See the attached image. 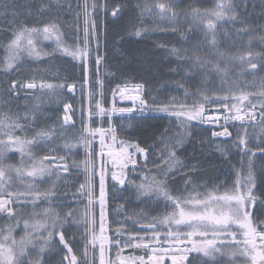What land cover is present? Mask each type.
<instances>
[{
  "label": "trees",
  "instance_id": "16d2710c",
  "mask_svg": "<svg viewBox=\"0 0 264 264\" xmlns=\"http://www.w3.org/2000/svg\"><path fill=\"white\" fill-rule=\"evenodd\" d=\"M26 1L24 0V3ZM158 2L171 5L176 13L175 18H172L171 11L162 18L160 10L155 8ZM5 3L9 7L7 10L0 9V43L6 45L12 38V30L21 24L28 27H42L45 23L55 21L59 26L64 45L83 47L80 18L75 19L73 16V13L80 12L79 0H59V3L57 0H30V3L26 5L20 4L19 0H5ZM41 3L50 5L49 9L42 13L38 11ZM93 3L99 5L94 12L91 8ZM105 3L108 5L107 10L103 7ZM217 3L218 0H89L88 2L89 25L95 22L94 39L91 38L89 42L87 75L89 82L94 84L95 81L100 80L103 85L100 92L105 106H108L112 90L126 84H142L144 86L142 97L148 104L146 113L123 114L113 119L118 139L139 144L140 147L147 149V153L146 157L141 154L135 168L127 169L126 182L121 188L111 182L108 183V231L112 238L116 235L117 229L122 233L121 241L126 236L151 235L147 224L153 217H163L171 211V207H165L166 201L163 198L142 193L137 185L142 182L141 178L144 175L151 177L157 174V165L161 164V152L167 146L176 143L177 138L182 139V145L177 147V156L186 167L181 169L180 174L169 178V185L173 194L195 195L192 188L196 186H199L198 190L203 193L210 191L217 183L225 179L229 181V184L234 183L235 173L241 168L246 179L249 157L242 155L241 149L236 146L239 138L246 133L249 153H255L254 184L250 185L254 203H250L252 209V215H250L253 220L264 218V153L261 151L264 149V132H262L264 116L261 114L262 100L259 96L264 87V74H260L262 70L258 64L256 70L249 69L253 71L252 74L257 75L255 81L240 80L231 76L227 81V74L224 77L215 68L216 47L220 40L224 41V37L230 38L228 42L224 41L225 45L236 40L240 42L254 40L264 35V0H231L240 14V19L235 22L229 20L228 16L222 20L212 17L216 26V45L213 46L210 42L211 31L207 28V18L195 17L193 10L204 13L206 10L214 9ZM145 4L152 6L150 12L144 10ZM80 5H82L81 1ZM28 6L32 12L36 11L35 15L25 14ZM116 6H120V13L113 16L112 10ZM241 21H246L251 30L238 33L242 27ZM229 22H232L234 30L227 27ZM174 28L176 31H173ZM137 29L140 30L139 36L135 34ZM70 31L74 33L72 36L75 42L69 39ZM221 32L223 36H219ZM94 41L97 46L93 43ZM34 42L40 55L37 59L31 57L27 60L23 59L25 55L21 56L19 62L7 71V84L13 83V77L9 74L23 69V64L27 63H32L30 65L37 74L34 78L37 82L81 84L86 80L84 63L65 55L57 46L55 37L48 42L43 38L36 39ZM173 48L178 49L181 56H184L187 50V56L191 59H178L171 52ZM254 52L261 62L262 51L254 48ZM1 56L4 57L3 48L0 58ZM197 56L206 61L204 67L199 64L193 67V61ZM94 57H102V62L96 65ZM3 70L5 71L4 67ZM204 71L209 72V75H204ZM245 72L247 75V71ZM215 75L226 81L215 85ZM219 86H223V93L218 94L212 90ZM55 91L59 95L60 104L55 110L47 108L48 113L53 114L55 122L54 125L52 123L53 127L49 125L48 120L38 116L35 126H29L27 135L31 137L40 128L53 129L51 139L31 146V150L41 158L51 155L64 157L71 173L62 174L59 171L58 177L61 183L55 185L54 198L50 201H39L37 205L42 210L51 206L55 213H59L61 220L71 210L73 216L63 225L66 239L73 253L77 255L79 264L81 262L87 264L85 245L89 233L93 228L96 230L98 226V212L96 207L89 204L83 197L77 196L76 193L79 181L85 169L87 170L84 164V151L88 147V139L81 140V137H85V133L82 125L77 123L79 120H74L72 123L61 121L62 106L70 102L69 106L71 109L74 108L75 105L72 102L74 98L65 91L56 90V88ZM241 92L248 93V100L234 101L233 93L239 95ZM17 95H21V91ZM205 95L212 97L214 101L217 97L222 99L227 95L230 108L235 103L237 107L244 105L245 108L253 109L256 113L255 121L232 124L228 129L233 131V134L228 140H223L215 138L214 129L203 126L200 121L206 114L212 113L215 102L205 104L202 118L193 120H188L186 116L178 118L169 111L159 110L161 106L169 105L173 99L177 103L171 105V109L178 110L180 105H184L186 110L191 109L193 105L201 103ZM220 104L223 106L222 102ZM223 109L225 114L233 113V110L229 113L225 108ZM4 113L11 116L15 114L13 117L18 116L17 108L10 103ZM106 124L105 119L102 126ZM91 127H98V125ZM23 135L25 136V133ZM220 149L227 153V158L221 155ZM192 166H195V171H192ZM76 171L81 174L78 173L79 175L76 176ZM184 174L190 175L194 180V184L189 185L187 191H185ZM159 178L163 179V176ZM13 185L11 191H20L15 184ZM205 185L207 187H204ZM51 187H53L52 184L47 190ZM1 219L5 221L6 217L0 215ZM260 221L263 225L254 224L262 228L264 220ZM158 231L167 232V228L162 229L158 226ZM128 253L146 256L145 252L132 248L115 255L114 247L112 249L115 260L122 254ZM66 254L67 249L59 243L58 237H55L42 256L43 264H58V261L62 260ZM189 261V264H194L191 259Z\"/></svg>",
  "mask_w": 264,
  "mask_h": 264
},
{
  "label": "snow or ice",
  "instance_id": "6c2138e0",
  "mask_svg": "<svg viewBox=\"0 0 264 264\" xmlns=\"http://www.w3.org/2000/svg\"><path fill=\"white\" fill-rule=\"evenodd\" d=\"M59 3V0H57ZM99 5L93 3L91 5L94 12ZM9 5L5 3V0H0V9L7 10ZM50 5L41 3L39 12H44L49 9ZM71 6L69 5V8ZM107 10L108 5H103ZM236 5L231 3V0H218L216 7L211 10H206L204 13H200L199 10H193L195 17L207 18V28L211 31V44L216 45V33L215 25L212 21V17L216 20H222L225 16L228 19L235 22L240 19V14L236 11ZM152 6L145 4L144 10L151 11ZM155 8L160 10V15L163 18L167 12H172V18H175L176 13L171 5L165 3H156ZM31 14V10H29ZM120 13V6H116L112 10V15L117 16ZM81 13H77L79 19ZM89 6L87 0L83 5V18H84V46L69 47L63 44L60 37V29L55 21L45 23L42 27H28L21 24L18 28L12 30V38L7 44L0 43V47L4 49L3 65L5 71L11 70L16 63L20 60L21 54L26 52L28 56H39L40 52L35 46V40L43 38L44 40H50L55 37L57 46L65 55L71 56L73 59L81 60L84 63L85 78L88 75V57L89 42L92 35L95 34V22L93 21L91 26L89 25ZM242 27L239 32H248L250 27L246 21H241ZM173 31H176L174 28ZM135 34L140 35V30H136ZM261 41L264 42V36L261 37ZM173 55H176L178 59H191L187 56V50H185L184 56H181L180 51L176 48L171 50ZM264 58V57H261ZM241 64L247 63L249 69L256 70L258 65L253 62L254 54L252 52L247 53L245 56L238 57ZM101 61L100 57H97V64ZM199 64L201 67L206 65V61L199 56L193 61V67ZM216 71L225 72V68H222L219 64L215 65ZM17 82L13 81L10 91H15ZM29 89L34 88L35 85L29 83L26 85ZM52 89L53 85H42ZM69 90L73 89V85H67ZM137 88H142L138 85ZM259 96L262 100L260 104V110L262 116H264V87H262ZM232 99L234 101H247L248 93L241 92L239 95L233 93ZM140 105L143 108H147L148 104L144 99L139 100ZM222 102L223 106L229 112L232 108H236V104L233 103L231 108L229 107V97L226 95L222 99L217 97L214 101L212 97L205 95L203 101L199 104L193 105L191 109H187L184 105H180L178 110L171 109V105H175L177 102L173 99L169 105H163L159 108L160 111H169L170 114L176 115L178 118L186 116L188 120L202 118L204 106L207 103ZM154 103V101H153ZM69 108L65 105V111ZM97 108L100 110V114H105V110L97 102ZM253 108L255 106L253 105ZM239 112V108L236 109ZM115 111V109H113ZM120 111H132L131 109H121ZM250 119H255L254 112L248 114ZM233 117H226V119ZM235 119L242 120L243 117L237 115ZM28 115L25 114L24 120L27 122ZM69 117L65 116V123H67ZM19 116L13 117L8 113L0 112V212L7 213L8 218L18 214V209L26 207L27 203L31 202L33 208L38 207L37 201H50L55 196V185L51 189L41 192L35 187L37 178L42 182L45 177L50 178L52 175L58 173L61 169L67 173L70 168L66 165L64 157H56L55 155L44 156L37 159L33 156L31 146L38 144L41 141H46L52 138L54 130L50 128H40L36 130L34 134L29 137L26 132L25 124L20 122ZM86 131H92L87 130ZM95 132L101 134V143H103L104 130L102 128L95 129ZM114 129L109 128V132H113ZM18 132L25 133L22 138ZM264 132V129H262ZM228 135L227 129L224 133H213V136ZM245 136L239 138V142L236 145L241 149L242 155L248 156V173L246 179L244 178L243 168L238 170L236 180L234 183L229 184L227 179L219 182L210 191L201 193L198 190L199 186L193 187L192 191L195 195L189 193L184 195L183 193L173 194V190L169 185V178L181 173V169L186 167L177 156V147L182 145V139L177 138L176 143L167 146L165 150L161 152V164L157 165L158 172L156 175L149 177L144 175L142 182L137 185L138 190L145 194H152L158 198H163L166 203L165 207H171V211L163 217H153L147 224V229L151 231V236L140 237L138 234L131 236L124 241V245L133 248H149L148 243H134V241H143L152 239H159L160 232L158 226H164L167 228L166 238L169 240L170 247H175L178 251H196L202 253L205 257L211 260L216 259L217 254H223L225 247H232V251L229 253L232 256L243 255L251 260V264H264V228H260L255 225L250 215L248 205L254 203V197L252 187L254 184L253 164L255 159V153H249L247 147V139ZM81 140H86V137H81ZM113 142L115 137L113 136ZM121 147L118 153L112 155L115 156V161L121 162L122 167L126 166L129 162L133 165L136 164V160L133 158L134 153L129 149L135 148L136 152L145 155L147 149L140 147L139 144H131L125 141L120 142ZM9 150L18 151L21 155L20 166L7 165L5 166L4 160ZM221 155L227 158V153L220 149ZM264 153V149L261 150ZM166 152V155H165ZM31 162L30 165L25 168V157ZM243 165V161H241ZM135 170V169H133ZM195 166H192V171H195ZM15 171L17 179L20 183H26V191L10 190L12 184L11 173ZM123 172L119 175L116 172L112 173V179L123 185L126 182L123 177ZM185 175V191L189 185L194 184V180L188 174ZM163 176V179L159 177ZM27 178H31L28 180ZM103 175L101 176V203H103ZM204 187H207L206 185ZM84 185H81V189ZM91 195V193H89ZM73 216L71 210L65 214L63 220H61L59 213H55L51 206L44 208L41 212H33L32 221H24V235L17 240L13 235V227L9 226L7 231L4 228H0V264H25L28 260V264H43L42 258L32 259L31 253L39 246L38 256L42 257L45 248L50 245L55 237L59 238V243L67 249V254L64 256V260L68 261V264H79L77 255L73 253V249L66 239L63 225ZM103 220V217H102ZM19 224V221H17ZM235 226V227H234ZM59 228V231H57ZM186 230V231H185ZM104 224L101 223L100 235H95V229H92V240L89 243L95 244L99 242L101 250L100 264H104L103 253L104 244H113L116 248L121 247V235L119 229H117L116 235L109 240V237L104 235ZM47 233V235H45ZM243 235L242 247L240 241V234ZM197 239H193V238ZM184 241H188L192 245L191 249H187V245ZM231 241V244L227 242ZM184 244V248L181 245ZM259 249V250H258ZM87 250L85 251V256ZM119 255V254H118ZM69 256L71 259L69 260ZM136 259H139L143 264V257H133V264ZM150 259H154L150 257ZM187 255L172 254L173 264H179V261L186 260ZM94 264V261H93ZM114 264V262H109ZM121 264L126 262L121 259Z\"/></svg>",
  "mask_w": 264,
  "mask_h": 264
},
{
  "label": "rangeland",
  "instance_id": "374dc122",
  "mask_svg": "<svg viewBox=\"0 0 264 264\" xmlns=\"http://www.w3.org/2000/svg\"><path fill=\"white\" fill-rule=\"evenodd\" d=\"M84 5L85 0H79V13H81L79 24L81 25V44L84 46V18H83V11H82V5ZM89 0H87V3ZM73 16L75 19L77 18V13H73ZM230 23V22H229ZM227 24L229 29L234 30L230 24ZM91 26V25H90ZM74 33L72 31L69 32V39L74 40V37L72 36ZM219 36H223V32L219 34ZM264 35H261L258 38H254V40H248L240 42L239 40L231 42L230 44H225L224 41L228 42L230 39L229 37H224V41H219L220 43L217 44L215 57L217 59V63L222 68H225V72H221V74L225 77L226 74L228 77H226V80L229 81L230 77L233 78H239L240 80L247 79L249 81H255L257 78V75L252 74L253 71L249 70L248 64L244 63L241 64L238 57L240 56H247V53L250 51L254 54L253 62L257 65L260 64L261 72L260 74H264V58L260 60L256 57V53L254 52V48H256L258 51H262L261 55L264 57V42L261 41V37ZM91 38L94 39V35L91 36ZM90 38V40H91ZM46 42L51 41L45 40ZM95 45L97 44L96 41L93 42ZM97 46V45H96ZM2 51V47H0V52ZM23 59H28L31 57H34L35 59L38 58V56H28L26 52L22 53L21 56H23ZM3 58L1 56L0 58V112H4L5 109L8 107V104L10 103L12 106L17 108L18 110V116L21 118L20 122L22 124H25L26 126V132L29 130V126H35V122L37 120V117L39 116L41 119L48 120L50 123L49 125L53 127L54 121H53V114L48 113L47 108H51L50 110H55L57 106L60 104L59 102V95L57 94L56 90H62L65 91V89H61V86H57L54 83L51 82H37L34 80V78L37 76L36 73H34V69L32 68V63L30 64H23V69L15 70L10 76L13 77V81L17 82L16 90L10 91L12 84H7V71L3 70ZM96 59V65H97V57H94ZM247 58V57H246ZM2 62V65H1ZM19 62V61H18ZM247 71V75L246 72ZM204 75H209V72L204 71ZM214 78H212L213 80ZM226 80H221L217 75H215V85H220V82H225ZM214 81V80H213ZM32 83L36 86V88L29 89L26 87L27 84ZM53 85L52 89H48L47 87H42V85ZM98 83L91 84L88 80V78L85 80V82L82 85H75L74 86V92L71 93L72 98H74L73 104L75 105L74 108H72L68 115L64 112L65 105H70V102L62 106L61 110V116L60 119L62 121V118L65 119V116L69 117L70 120H79L77 123L78 125H82L86 140L88 139V147L85 148V161L84 164L87 167V170L85 169L84 175L79 181L78 190L76 195L85 198L89 204H92L93 207L97 208L98 212V223L95 230V235H100V226L101 223H103L106 226V231L104 232V235L109 237V240L112 239L109 231H108V212H107V199H108V183L111 182L113 184L117 185V181L112 179V173L116 172L118 175L123 172V174H127L128 164L126 166L121 165V162L115 161V156L110 155L108 156L107 153H118L121 147H124L125 145H121V141L118 140V137L116 136V129L114 127L113 119L115 117H120L129 114L134 113H146L148 112L147 108H143L140 105L139 100L143 97L141 96L140 92L137 88L138 84H126L116 87L112 91V96L109 99L108 106L106 107L103 104V97L100 93V87ZM119 87L123 88H129L131 91L126 97L122 96V94L119 92ZM40 88V89H39ZM41 90L40 92L38 91ZM213 91L215 93H223V86L217 87V89L213 88ZM21 91V95H17ZM141 91V90H140ZM233 91V90H232ZM216 98V97H214ZM16 101H15V100ZM81 101V103H80ZM97 102L100 103V106L105 110V114L101 115L99 108H97ZM82 104V107L80 106ZM244 105H241L240 107L232 108L233 113L232 114H225L224 113V106L220 104V102H215V105L212 106V113L206 114L204 118L202 119V125L206 127L213 128L214 131L222 133L227 129L228 134L232 135L233 131L231 132L228 127L231 126L234 123H241V122H247L251 123L254 122L255 119H250L246 113H253L256 118V113L253 109H248L243 107ZM237 108H239V112H237ZM115 109V111H113ZM121 109H131L132 111H120ZM9 112V111H8ZM228 112V110H227ZM231 113V112H229ZM242 113V114H239ZM25 114L28 115L27 122L24 120ZM15 114H13L14 116ZM240 115L243 117L242 120L235 119L234 117ZM233 117L226 119V117ZM68 119V120H69ZM107 120V124L105 126H102V123L104 120ZM68 122V121H67ZM37 123V122H36ZM53 123V125H52ZM61 123V122H60ZM63 124V123H62ZM94 125H98V127H91ZM114 129L113 132H109V128ZM102 128L104 130V137H103V143H101V134L98 132H95V129ZM92 130V131H86ZM17 134L21 135L23 138V132H18ZM238 135V133H236ZM113 136L115 137V142H113ZM96 147V148H95ZM32 151V150H31ZM130 152L136 153V149L131 148L129 149ZM33 156H35L37 159H40L41 157L37 156L34 152H32ZM25 168H27L30 165V161L28 160V157L25 158ZM5 166L11 164L14 166H20L21 164V155L18 151L15 150H9L6 159L4 160ZM78 170V168H77ZM81 170V169H80ZM71 172L69 171L70 174ZM79 171H76V176H78ZM59 173H56L52 175L50 178L45 177L44 180L41 182L39 178H37V181L35 183V187L38 188L41 192H44L51 186V184L56 185L60 182V179L58 177ZM103 175L104 181H103V193L105 197V211L107 214V218L104 222L100 221V212L101 208L96 204L98 200L101 198V176ZM12 176V184L11 188H13V184L20 190V191H26L27 184L26 183H20V181L16 177L15 171L11 173ZM122 178H125L124 175ZM30 180L31 178H27ZM76 180V178H75ZM73 184V183H72ZM81 185H84V188L81 189ZM52 188V187H51ZM91 193V195H89ZM39 202V201H37ZM36 202V203H37ZM251 203V202H250ZM250 203L248 205L249 212L252 215V209L250 208ZM41 212L42 209L39 207H36L35 209L32 206V203H27L26 207L18 209V214L16 216H13L11 219L8 218L7 213L0 212V215H4L6 217L5 221L0 220V228H4L5 231H7V228L9 226L13 227L12 235L19 240L21 236L24 235V221L27 219L30 222L32 221L33 212ZM256 216V215H255ZM2 218V217H1ZM11 220H14L13 222ZM260 220H264V218H254L253 222L257 224H262ZM17 221H19V224H17ZM263 225V224H262ZM235 227V226H234ZM162 229H166L164 226H160ZM264 228V226H262ZM144 229V228H142ZM186 231V230H185ZM160 232V231H159ZM47 235V233H45ZM152 235V234H151ZM148 235V236H151ZM93 233H89L88 241L85 245V250H87V264H100L101 260V250L99 242L93 246V244L89 243V241L92 240ZM140 237H145V235H139ZM131 236H126L123 241H121V247L116 248L113 244L105 243L104 244V253L103 258L106 262V264H109V262H114V264H118V261L123 259L126 264H133L132 258H139L143 257L142 255L136 256L131 253L128 254H122L120 257H117L116 260L113 258L112 255V249L114 247V253L115 255L118 252H123L127 250L128 248L137 249L140 251H143L146 253V256L143 257V264H173V261L171 262L172 254L174 251H177L175 247H170L169 240L166 238V232H160V238L159 239H152L151 241L143 240V241H134V243H148L150 246L147 250L144 248H133V247H127L124 245V241L129 239ZM59 239V238H58ZM197 239V238H193ZM240 241H241V247H242V241H243V235L240 234ZM228 244H231V241L227 242ZM184 244L187 245V249H191L192 245L188 243V241H184ZM184 244L181 245V248H184ZM47 250V247L45 248V251ZM232 247H225L223 254H217L215 260H211L208 257H205L202 253L196 252V251H187L184 252L178 251L176 252V255H187L186 260L179 261V264H189V260L191 259L194 264H251V260L248 257H245L243 255H240L237 253V255L232 256L229 253L232 251ZM259 250V249H258ZM44 251V253H45ZM165 251V252H164ZM39 253V246H37V249L31 253L32 259L42 258L41 256H38ZM42 254V256L44 255ZM150 257L154 259H150ZM71 257L69 256V260ZM68 264V261H65L64 259H60L58 261V264ZM25 264H28V260L25 261ZM82 264V262L80 263ZM135 264H141L139 259H136Z\"/></svg>",
  "mask_w": 264,
  "mask_h": 264
},
{
  "label": "bare ground",
  "instance_id": "6f19581e",
  "mask_svg": "<svg viewBox=\"0 0 264 264\" xmlns=\"http://www.w3.org/2000/svg\"><path fill=\"white\" fill-rule=\"evenodd\" d=\"M19 3L21 4L22 3V5H26V4H29L30 3V0L28 1H26L25 3H24V0H19ZM28 13H30L29 12V6L27 7V10H26V12H25V14H28ZM31 13H33L34 15L36 14V11L34 10L33 12H32V10H31ZM102 62V61H101ZM85 82V81H84ZM83 82V83H84ZM51 83H53V82H51ZM83 83H81V84H77V83H68V84H58V83H54L55 85H57V86H61V89H65V93L66 94H70L71 95V93H73L74 92V87H73V90H72V92H67V85H69V84H71V85H73V86H75V85H82ZM96 83H98L99 85H101L100 87L102 88L103 87V85H102V83L100 82V80H97V81H95L94 82V84L96 85ZM142 87H143V90H144V86L142 85V84H140ZM101 88H100V90H101ZM116 88V87H115ZM114 88V89H115ZM113 89V90H114ZM112 90V91H113ZM119 92L122 94V96H124V98L126 97V95H128L129 93H130V89L129 88H123V87H119ZM101 93V92H100ZM104 104V103H103ZM81 107H82V105H81ZM107 107V106H106ZM239 114H242V113H239ZM246 115H248V113H246ZM114 127H115V125H114ZM119 140V139H118ZM107 155L108 156H110V155H112L111 153H107ZM96 204L101 208V212H100V221L101 222H104L105 220H106V218H107V214H106V211H105V197L103 196V203H101V198L98 200V202H96ZM102 217H103V220H102ZM101 227V226H100ZM104 229H105V231H106V226L104 225ZM104 231V232H105ZM107 244V243H106ZM165 252V251H164ZM176 252H178V250L177 251H174V253L176 254ZM103 260H104V258H103ZM173 260H172V258H171V262H172ZM104 264H106V262H105V260H104Z\"/></svg>",
  "mask_w": 264,
  "mask_h": 264
},
{
  "label": "water",
  "instance_id": "95a60500",
  "mask_svg": "<svg viewBox=\"0 0 264 264\" xmlns=\"http://www.w3.org/2000/svg\"><path fill=\"white\" fill-rule=\"evenodd\" d=\"M72 90L70 91L69 88H67V92H72ZM69 110H70V106H69V108H68L67 111H65V109H64V111H65V113L67 115H68ZM62 120H63V122H65V119L64 118ZM68 122H71L70 119L68 120ZM215 138H217V139H223V140H228L230 138V136L229 135H217V136H215ZM61 173L64 174L65 172L61 169ZM118 264H121V260L118 261Z\"/></svg>",
  "mask_w": 264,
  "mask_h": 264
},
{
  "label": "built area",
  "instance_id": "2783aa9c",
  "mask_svg": "<svg viewBox=\"0 0 264 264\" xmlns=\"http://www.w3.org/2000/svg\"><path fill=\"white\" fill-rule=\"evenodd\" d=\"M134 154H135V155H134L133 158H134L135 160H137V153H134ZM128 165L130 166V165H133V164L129 162Z\"/></svg>",
  "mask_w": 264,
  "mask_h": 264
}]
</instances>
